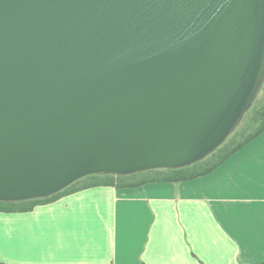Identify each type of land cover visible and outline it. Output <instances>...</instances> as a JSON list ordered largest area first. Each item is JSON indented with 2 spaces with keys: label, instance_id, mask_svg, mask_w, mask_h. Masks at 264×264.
I'll return each mask as SVG.
<instances>
[{
  "label": "water",
  "instance_id": "water-1",
  "mask_svg": "<svg viewBox=\"0 0 264 264\" xmlns=\"http://www.w3.org/2000/svg\"><path fill=\"white\" fill-rule=\"evenodd\" d=\"M264 84V0H0V203L192 167Z\"/></svg>",
  "mask_w": 264,
  "mask_h": 264
},
{
  "label": "crops",
  "instance_id": "crops-1",
  "mask_svg": "<svg viewBox=\"0 0 264 264\" xmlns=\"http://www.w3.org/2000/svg\"><path fill=\"white\" fill-rule=\"evenodd\" d=\"M0 264H264V132L190 181L0 212Z\"/></svg>",
  "mask_w": 264,
  "mask_h": 264
},
{
  "label": "trees",
  "instance_id": "trees-1",
  "mask_svg": "<svg viewBox=\"0 0 264 264\" xmlns=\"http://www.w3.org/2000/svg\"><path fill=\"white\" fill-rule=\"evenodd\" d=\"M263 93L258 96L253 107L247 113L244 120L250 118L251 127L240 136L239 128L219 148L214 154L206 160L189 168L181 170H160L145 172L129 177H112V176H92L88 177L70 188L66 189L59 195L46 200H37L21 204H3L0 203V212H29L38 205L54 201L66 194L94 187H115L134 188L148 183H180L190 181L212 172L214 169L223 164L234 153L243 148L245 145L256 139L264 132V87ZM262 92V91H261ZM243 120V122H244ZM243 132V131H242Z\"/></svg>",
  "mask_w": 264,
  "mask_h": 264
},
{
  "label": "rangeland",
  "instance_id": "rangeland-1",
  "mask_svg": "<svg viewBox=\"0 0 264 264\" xmlns=\"http://www.w3.org/2000/svg\"><path fill=\"white\" fill-rule=\"evenodd\" d=\"M263 93V90H262V92H261V94ZM260 94V95H261ZM240 128H239V131H240V136L244 133V132H246L250 127H251V122H250V118H247V119H245L244 120V122H242L241 123V125L239 126ZM243 131V132H242Z\"/></svg>",
  "mask_w": 264,
  "mask_h": 264
}]
</instances>
